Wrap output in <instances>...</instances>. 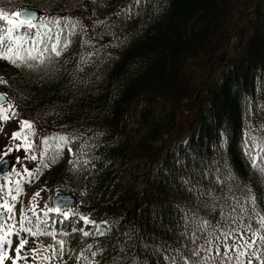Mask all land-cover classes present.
Segmentation results:
<instances>
[{
  "label": "trees",
  "instance_id": "trees-1",
  "mask_svg": "<svg viewBox=\"0 0 264 264\" xmlns=\"http://www.w3.org/2000/svg\"><path fill=\"white\" fill-rule=\"evenodd\" d=\"M22 7L79 21L47 67L11 64L14 74L0 78L13 117L33 121L36 156L54 133L71 148L44 149L50 198L80 196L63 264H88L103 249L120 252L104 264H184L194 247L205 261L215 235L260 227L264 157L253 168L244 143L247 133L264 144V0H0L7 12ZM113 18L126 38L108 49L98 26ZM93 131L101 140L87 163L72 161L74 140ZM91 221L109 227L107 238Z\"/></svg>",
  "mask_w": 264,
  "mask_h": 264
},
{
  "label": "snow or ice",
  "instance_id": "snow-or-ice-1",
  "mask_svg": "<svg viewBox=\"0 0 264 264\" xmlns=\"http://www.w3.org/2000/svg\"><path fill=\"white\" fill-rule=\"evenodd\" d=\"M37 13L33 11H28L26 9H19L18 11L7 12L3 9H0V19H3L6 22L7 31L4 35H0V59H4L9 61L11 64L17 66L18 68H26L28 70H33L37 68L47 67L53 57H59L61 54L62 46H67L69 43L68 36L72 35V30H74L79 21H73L71 23L69 16H46L41 15L39 18V22H36ZM99 21H97L98 23ZM55 26L56 32H52V27ZM83 27V26H82ZM41 30H46L42 32ZM67 30V31H66ZM5 38L7 39V44L4 43ZM91 55V53H89ZM4 99V94L0 93V100ZM11 111L13 115H16L15 106L9 102L7 108H4L3 105H0V119H7V113ZM20 124L23 130H27L28 132L33 131L32 124L33 121L29 119H21ZM13 139H21L23 140V144H16L15 147L19 149L23 147L24 151L27 153L30 149H33V153L31 155L32 160H36L37 156L35 154V149L33 148L32 141L28 138L24 131H14L12 133ZM66 138L64 136L60 137L61 141H64ZM48 140L47 136L42 137L41 144H46ZM8 151L12 150L11 146H6ZM71 151V148H69ZM244 154L249 157L251 165L253 168H256L258 159L264 155V144L258 143L253 139L249 141L247 133L245 134V143H244ZM39 155L41 159L44 158L45 152L44 150H40ZM20 157H17L19 160ZM87 163V160L84 161ZM226 170V169H225ZM28 171V169H25ZM217 172H220V169H217ZM231 173H229V179H231ZM220 179V176H217V180ZM17 191H19V184L17 183ZM215 193V189H210L207 192V196L211 201H216L220 197ZM203 194V193H201ZM248 199H251L253 204H255V200L253 197L248 196ZM13 200L16 199L15 196L12 197ZM6 210L8 213L13 212V207L7 200L4 201L2 209ZM49 211L59 212L60 208H52ZM243 211V209H241ZM64 217L69 216V212L65 211L63 213ZM258 223L260 227L258 229H252L251 225H247L246 227L252 231V236L248 240H243L241 236L240 239L243 240V243H235L233 242L231 245L227 240L220 241L223 244L224 255L227 256L229 249L233 251L235 260L237 264H245V261L241 259V257H245L246 253L250 251V255L247 259V264H253L251 257H256L261 260V264H264V257L258 255V250L255 248L257 241V236L259 233L264 230V215H260L257 213ZM85 223L89 222V216L84 215L81 217ZM4 219L12 220V216L9 215L7 218L0 216V221ZM28 220V217L25 215L24 211L20 212V221L19 227L27 233H31L33 236L40 234L39 227L33 231L32 227H25V222ZM94 226L98 228V222L91 221ZM14 223V221H13ZM30 223V221H29ZM39 223V221L37 222ZM99 223H106V221H101ZM219 227V224L216 225ZM208 227V221L206 220H198L197 228L200 231H205ZM83 231V230H82ZM236 229H231L226 233V235L231 236ZM15 232V228L12 223L5 224L0 222V264H5L6 260L11 261V264H19V261L24 260L25 264H29L28 256L32 255L34 259H40L37 255V248L27 249L22 253V249H24V245L27 243L26 239L21 238L19 242L15 245V255L9 256V248L6 245H12L11 236ZM85 236L89 235L88 232L83 231ZM53 239H55L54 231L49 233ZM219 240V237H217ZM260 241L264 242V236L260 237ZM61 249V255H63V245L64 241H58ZM207 247L203 248V252L207 254L211 252L213 248H215V254L217 256L220 255V243H215L212 241H206ZM201 249L200 247H194L190 252L184 254L182 259H184V264H197V260L203 261L201 257ZM52 254L55 255V249L52 250ZM95 255V253H93ZM196 258V259H193ZM44 260L50 259V257H43ZM79 259V257H77ZM172 264H175V261H172ZM203 264H207V261H203Z\"/></svg>",
  "mask_w": 264,
  "mask_h": 264
},
{
  "label": "rangeland",
  "instance_id": "rangeland-1",
  "mask_svg": "<svg viewBox=\"0 0 264 264\" xmlns=\"http://www.w3.org/2000/svg\"><path fill=\"white\" fill-rule=\"evenodd\" d=\"M4 20L0 19V35H4L7 31L6 24H3ZM104 34L105 38L109 43H119L123 39L124 28L120 25L118 20H110L104 25ZM4 43L7 44V39L5 38ZM190 66V63L187 67ZM14 68L10 64L9 61L0 59V78H7L8 76L14 74ZM9 103V102H8ZM8 103L2 104L4 108H7ZM7 119H0V160L6 155H10L13 159L12 166L5 173L0 175V191H2L3 196L8 198V203H10L13 207V212L8 213L6 210H0V213H4V217L7 218L9 215L12 216V220L4 219L2 223L9 224L12 223L15 228V232L12 234V245L6 247L9 248V256L15 255V245L19 242L21 238L26 239L27 243L24 245V249H22V253L31 248H37V255L40 259H34L32 255L28 256L29 264H63L62 257L64 255H68L67 253V242L69 239L66 236H63L59 232H54L55 239L50 236L48 242L40 243L38 242L36 236H33L31 233L24 232L19 227L20 221V212L24 211L25 215L28 217V220L25 222V227H32L33 231L35 229V225H39L40 223H46L47 218L41 220L42 222L37 223L36 220H39V217L42 215H54L53 219L57 221L61 225L62 228L65 226V219L60 220L58 222V218L55 216V211H49L47 209V204L49 202V191L47 189V181L52 178V171L49 167L50 159L49 151L45 152L44 158L41 159L37 156L36 160L31 159L32 150L29 152H25L23 147L17 149L15 147L16 144H23V140L21 139H13L12 133L14 131L20 132L26 130L22 129V126L19 121H14L11 117V111L7 114ZM17 120V119H16ZM65 136V135H64ZM60 135H54L48 138L46 144L48 147L53 149L62 148L63 150L69 149V146L66 144V139L64 141L60 140ZM29 138V137H28ZM30 139V138H29ZM101 140L100 133L98 131H93L90 134H83L81 137H77L74 141L77 143V148L74 155L71 157L72 161H85L90 158L91 152L94 147ZM46 144H44L43 150L45 149ZM6 146H11L12 150L8 151ZM17 157H20L17 160ZM264 157V155H263ZM37 160L40 162L38 163ZM15 162V164H14ZM34 164L33 168H29L30 164ZM28 169V171H25ZM17 183L19 184V191H17ZM15 196L16 199L13 200L12 197ZM4 200L0 198V209H2ZM65 210L61 209L59 213L63 215ZM49 219V218H48ZM14 221V223H13ZM30 221V223H29ZM107 225L102 224L99 225L96 231V236L103 240L107 238V234L109 233V227ZM69 229V228H66ZM246 234V235H244ZM95 235V234H94ZM244 235V236H243ZM237 238H226L224 236L215 235L212 242L220 243V241L227 240L231 245L233 242L235 243H243V240H248L252 236V233H238L235 234ZM243 237V240L240 237ZM261 233L257 236V243L255 248L258 250V255L264 257V242L260 241ZM219 237V240H217ZM63 240V255H61V249L58 241ZM207 247V244H206ZM55 249V255L52 254V250ZM250 251L246 253L245 257H241L242 260L247 264V259L250 255ZM233 251L231 248L229 249L227 255H231ZM234 254V253H233ZM236 255V254H235ZM48 256L50 259L44 260L43 257ZM120 257V252H116L114 250H100L95 258L90 262V264H104V261L107 259L117 260ZM224 248L223 244L220 243V255L217 256L215 254V248L211 252L205 254L204 258L207 261V264H236L237 261L234 259L231 263H219L223 260ZM253 264H261V260L256 257H251ZM5 264H11L10 259L5 261ZM19 264H25L24 260L19 261Z\"/></svg>",
  "mask_w": 264,
  "mask_h": 264
},
{
  "label": "water",
  "instance_id": "water-1",
  "mask_svg": "<svg viewBox=\"0 0 264 264\" xmlns=\"http://www.w3.org/2000/svg\"><path fill=\"white\" fill-rule=\"evenodd\" d=\"M23 9H26L28 11L36 12L37 13V16L39 14V11L37 9H34V8H23ZM0 93H2V92H0ZM7 100H8V97L4 94V99L3 100H0V103H3L5 101H7ZM11 162H12L11 157H7L2 162H0V173L3 172V171H5L9 167V165H10ZM77 200H78V196L77 195H73V194H69V195L60 194V195H57L55 197V200L54 201L59 206H66V205H74Z\"/></svg>",
  "mask_w": 264,
  "mask_h": 264
}]
</instances>
